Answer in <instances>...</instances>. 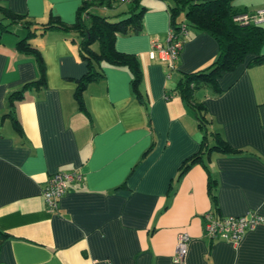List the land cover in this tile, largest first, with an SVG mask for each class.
<instances>
[{"label": "crops", "instance_id": "0c3cea01", "mask_svg": "<svg viewBox=\"0 0 264 264\" xmlns=\"http://www.w3.org/2000/svg\"><path fill=\"white\" fill-rule=\"evenodd\" d=\"M84 1L92 0H0V8L40 22L56 16L72 24ZM171 2L140 0V31L116 34V50L138 61L140 94L133 91L127 67L102 62L103 76L83 93L84 110L73 96L86 71L77 39L57 29L33 36L45 83L23 88L39 77L36 59L16 49L28 29L10 24L0 10L7 25L0 26L1 262L264 264V224L235 244L210 238L203 229L207 211L264 217V63L250 65L247 55L215 87L193 91L208 130L230 149L206 150L195 109L175 89L185 73L207 67L218 46L206 32L190 30L170 69L152 41L167 44ZM232 2L241 12L264 7V0ZM89 10L118 20L127 15L128 4H90ZM176 19L186 21L184 12ZM217 139L210 135L206 146ZM198 153V161L180 175L183 161ZM72 171L82 174L81 181L68 183L57 207L50 208L42 194L48 178ZM180 232L189 242L185 258L176 263Z\"/></svg>", "mask_w": 264, "mask_h": 264}, {"label": "trees", "instance_id": "16d2710c", "mask_svg": "<svg viewBox=\"0 0 264 264\" xmlns=\"http://www.w3.org/2000/svg\"><path fill=\"white\" fill-rule=\"evenodd\" d=\"M168 4L171 18V28L174 34L181 36L182 27L188 30L206 32L215 39L218 46L216 58L205 68L185 73L178 83L175 92L180 94L188 104L192 105L197 114L200 127L203 130V143L206 150L227 152L230 150L223 142L217 139L216 132L208 130V121L205 117L204 107L195 104L193 91L202 85L209 84L215 87L217 78L226 71L235 69L242 63L247 55H252L249 64L264 63V26L262 24L242 25L233 20L235 13H239L232 0H172ZM113 0H95L90 4L111 6L117 4ZM88 1L80 7L74 23L65 24L56 16H50L46 21L40 22L28 16L14 14L0 8L5 18L12 23H20L28 29L27 34L16 42L18 52L33 56L38 64L39 77L34 82L27 83L23 88L36 87L45 83L44 64L39 54V48L33 45L31 38L36 34H45L47 31L57 29L77 39V50L86 63L85 73L76 80L73 92L74 99L80 110L85 109L83 93L89 83L97 81L103 76L102 62L117 67H127L131 72V83L135 94H140L138 84L141 76L140 66L135 55L116 50L114 41L117 32L130 30L140 31L143 8L140 0H132L128 4L127 15L118 20L100 16L89 10ZM125 4V3H124ZM184 12L186 21H177V16ZM3 19V18H2ZM2 30H7V25L2 24ZM186 39V38H185ZM184 39V40H185ZM35 85V86H34ZM37 88V87H36ZM23 89L18 91L23 94ZM17 93L11 95V99ZM12 102V101H11ZM13 115V107H11ZM217 139L216 143L206 146L209 136ZM205 150V151H206ZM202 152V151H201ZM199 153L183 161L180 166V175L183 174L194 162L198 161Z\"/></svg>", "mask_w": 264, "mask_h": 264}, {"label": "built area", "instance_id": "2783aa9c", "mask_svg": "<svg viewBox=\"0 0 264 264\" xmlns=\"http://www.w3.org/2000/svg\"><path fill=\"white\" fill-rule=\"evenodd\" d=\"M119 3L129 4L132 0H113ZM233 20L242 25L264 23V7L253 12L235 13ZM188 34V30L182 27L181 36L177 37L170 27L168 31L167 44L163 45L159 41H152L153 51L162 53L164 58L168 60L170 69H173V63L178 58L182 48L184 39ZM153 51L151 55L153 56ZM82 174L79 171L72 172H56L48 178L42 194L52 209L57 207V200L67 190L68 183L73 181H81ZM204 218V234L210 238H221L232 243H238L245 232L264 224V217L257 212L250 211L241 216L219 217L211 211L203 214ZM189 235L186 232H180L177 235L175 252L173 255L174 262H181L187 253ZM0 264H6L0 261Z\"/></svg>", "mask_w": 264, "mask_h": 264}]
</instances>
